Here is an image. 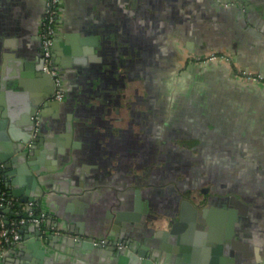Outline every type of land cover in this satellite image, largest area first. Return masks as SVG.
I'll return each mask as SVG.
<instances>
[{
    "label": "crops",
    "instance_id": "0c3cea01",
    "mask_svg": "<svg viewBox=\"0 0 264 264\" xmlns=\"http://www.w3.org/2000/svg\"><path fill=\"white\" fill-rule=\"evenodd\" d=\"M44 6L45 0H0V43L11 58L4 69L11 80H21L9 96L14 136L25 134L23 127L33 116L40 119V141L34 148L38 183L29 194L38 195L49 214L44 227L55 231L57 245L44 250V264H114L110 246L85 247L73 236L114 240L116 212L147 198L164 218L153 229L130 225L139 244L170 246L173 238L164 241L153 234L168 229L172 218L183 252L194 264L220 263L218 257L193 250L198 248L193 231L200 230L189 232L186 223L199 215L195 210L201 206L193 200L183 204L180 220V201L167 198L172 183L151 181L159 177L160 166L149 171L145 142L150 133L143 121L134 124L131 75L134 57L143 58L149 38L169 40L162 52L175 67H185V77L192 81L174 88L180 94L174 125L189 126L191 139L201 140L182 154L209 155V185L218 193L209 204L226 208L231 200L237 205L239 235L256 251L235 264H264V83L238 79L222 60L204 65L185 61L193 53L222 50L264 78V0H59L52 50L67 88L59 102L48 98L52 81L38 69L37 32ZM72 56L85 65L65 66ZM188 108L195 117L182 119ZM68 119L70 136L65 133ZM2 169L8 189L23 192L24 180L17 183L12 167L4 169L2 163ZM20 229L27 240L37 237L28 223ZM223 231L213 225L210 237L218 240ZM34 251L20 241L0 264H23L34 258ZM155 262L174 264L165 258Z\"/></svg>",
    "mask_w": 264,
    "mask_h": 264
},
{
    "label": "water",
    "instance_id": "95a60500",
    "mask_svg": "<svg viewBox=\"0 0 264 264\" xmlns=\"http://www.w3.org/2000/svg\"><path fill=\"white\" fill-rule=\"evenodd\" d=\"M2 47L3 46L0 43V163H3L4 169L12 167L14 172L19 175L17 183H21L22 180H24L25 189L23 192L19 193L13 187L9 189V192L13 196L18 197L20 201L27 202L29 200H36L39 203L38 195L36 198H33L34 196H31L29 193L30 189L34 190L38 183L36 171L39 169V164L38 160H36L34 148L40 141V133L33 138L32 145L26 144L33 127V119H31V123H28L23 127L25 134L22 136H14L13 134L16 120H14L10 114L11 105L9 103V96L14 90H16L14 87L21 85V80L20 78L18 80H11V77L6 73L4 68L7 64L9 65L11 58L5 56V50H3ZM70 64L85 65L82 60L74 59L73 56L65 66ZM38 69H40L52 81L50 74L42 70V61L39 58ZM52 92L49 93L48 98H51ZM33 112L34 110H31L30 116L33 115ZM71 130L72 124L70 119H68L65 122V133L67 136L71 135ZM14 141H18L17 146L20 149L15 148ZM15 149H17L16 152ZM148 200L149 199L147 198L142 201V203L139 200H134L131 208L129 207L116 212L115 223L119 224V227H113L117 232L116 234L113 232V234L116 235V239L118 238V240H122L123 237L126 238L127 247L121 251L113 250L112 257L114 259V264H156L155 260H158L159 258H165L166 261H172L174 264H186L183 260L188 261L187 264H194L193 259L188 258L183 252L186 248L183 244L179 243V235L175 232L177 221H173L172 218L167 220L169 224L168 229L162 231L158 230L156 234H153V236H161L164 241L173 238L172 243L168 242L170 246L163 247V245L160 244L150 248L147 244H139L137 231L130 225H140L147 229H153L155 223L164 218V213L156 208V204L150 203ZM136 201H139L140 203L136 204ZM184 202L185 201H181L180 203V220L184 219ZM204 203L205 206H203L199 212L198 210H195L199 215L195 217V219H190L186 223L189 232L194 229L200 230L199 232L193 231L195 236L194 243L198 246V248L193 246V250L200 249L204 251L205 254L209 256L211 255L212 258L218 257V259H220L219 264H235L238 259L252 255L253 251H256L253 250L255 249L254 246L250 248L249 242L246 239L244 240L243 235H239L240 228H237V226L238 214L240 212L237 205L232 203L231 200H229L231 205L226 208L215 204L209 205L206 202ZM213 225H219L222 227L224 230L222 238L220 237L218 240H213L212 237H210L209 230ZM28 226L35 230L37 237L34 236V239L31 241V239L27 240L26 237L22 235L21 242H24V244L26 242V245H31L32 248L35 247L33 253L34 258L27 261L23 260L22 263L44 264V250L47 249V247L52 249L57 246L54 241L55 235H53V232L50 229H41L39 223L29 222ZM73 239L76 241L80 240L81 245L85 247L101 245L94 244L91 236L81 238L78 235L76 237L73 236ZM200 246H202V248H200ZM159 248H166L167 252H162L161 255V253L159 254L158 252Z\"/></svg>",
    "mask_w": 264,
    "mask_h": 264
},
{
    "label": "flooded vegetation",
    "instance_id": "af4514ba",
    "mask_svg": "<svg viewBox=\"0 0 264 264\" xmlns=\"http://www.w3.org/2000/svg\"><path fill=\"white\" fill-rule=\"evenodd\" d=\"M43 12L37 32L39 40V59H41V61L42 54L40 48L39 31L42 24ZM58 14L59 10L55 19V34L57 30ZM162 39L164 38H149L147 43L144 42V45H147L145 46L146 49H144L146 51H144L143 53V58L137 60V56L134 57L135 65L131 69V75L133 77V93L135 97V104L137 106L135 105L134 108L133 113L135 115V121H133L135 125H138V123L143 124L142 121L144 122V125L146 123V127L144 128H146V131L150 133V137H147L149 140L147 139L145 142L146 146L149 147V151L151 153L148 162L149 171L154 167L160 166L159 177L152 179L151 181H155L160 184L164 183V181L167 184L172 183L171 187L167 189V198H173L175 200L178 199L180 203L181 201H185L184 204H191V201L193 200L192 202H196L202 208L203 206H205L204 202L209 204V200L211 199L210 197H212L213 194L218 195V193L212 190L213 187L211 188L209 185V174L211 173L209 172V155L182 154V152L188 148H192V150H194L193 145L200 143L201 140L194 141L191 139L192 134L190 133L193 130H190L189 126H186L185 128L184 125V127L181 126V128L174 125V118L175 115H177V113H175L177 111H175L174 106L179 102L180 99V94H178L177 91H174V88L176 89L177 87H179L180 82L187 84L188 82L192 81L186 79V72H184L185 67H175L173 58L168 55H164L162 51H164L165 45L168 46L169 40H164L163 42ZM211 55H215L216 57L209 58V56ZM221 55H224V57H220ZM219 60L225 61L227 64H229L233 71V74L238 79V72L240 70L253 72L249 69L241 68L240 66H238L232 59V57H230L229 54H226V52L222 50L212 51L210 53L207 52L205 54L193 53L185 58L187 65H204L205 63H209V61ZM138 62H141V64H136ZM54 64L61 79L63 94L58 99L54 97V84L53 78L51 77L53 84V92L51 98L54 101L59 102L66 98L67 88L63 83L60 68L56 64L55 60ZM242 80L246 82H253L251 80ZM141 106H143V109H141ZM203 108L204 107H201L200 109ZM190 110L191 112H189ZM185 111L186 112L181 115L182 119L195 117V115H193L194 110L192 108H188ZM204 115L202 116L203 118L205 117ZM39 129L40 119L38 118V115L33 116V127L29 134V140L26 143L27 145L33 144V138L38 135L37 133L39 132ZM204 132L206 133V130H204ZM204 132H202L201 130V133ZM137 146L138 142L134 141V147ZM47 218L40 224V228L50 229L54 233L55 231L52 230V227H44ZM125 239L126 238L123 237L122 240H118V238L116 239V237H114V240H110L105 236L93 238V242L94 244L110 246L114 251H121L122 249L127 247V239L126 241ZM155 263L159 264L158 262Z\"/></svg>",
    "mask_w": 264,
    "mask_h": 264
},
{
    "label": "built area",
    "instance_id": "2783aa9c",
    "mask_svg": "<svg viewBox=\"0 0 264 264\" xmlns=\"http://www.w3.org/2000/svg\"><path fill=\"white\" fill-rule=\"evenodd\" d=\"M59 10V0H45L42 24L39 31L40 48L42 54V68L53 78L54 97L60 98L63 94L61 79L54 64L52 45L54 41L55 19ZM215 55L209 58H215ZM220 57H224L221 55ZM241 79L264 83L260 74L240 70ZM34 134V133H33ZM48 213L40 207L36 200L20 201L8 189L7 182L0 163V258L13 245L22 241L20 228L23 224L33 222L41 224Z\"/></svg>",
    "mask_w": 264,
    "mask_h": 264
}]
</instances>
